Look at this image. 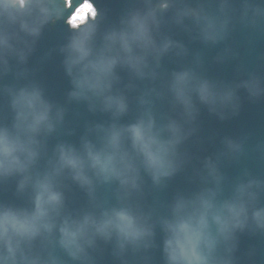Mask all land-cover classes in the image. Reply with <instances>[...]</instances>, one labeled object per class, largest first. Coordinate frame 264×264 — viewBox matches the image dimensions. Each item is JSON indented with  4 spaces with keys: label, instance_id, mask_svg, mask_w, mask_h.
Returning a JSON list of instances; mask_svg holds the SVG:
<instances>
[{
    "label": "clouds",
    "instance_id": "obj_1",
    "mask_svg": "<svg viewBox=\"0 0 264 264\" xmlns=\"http://www.w3.org/2000/svg\"><path fill=\"white\" fill-rule=\"evenodd\" d=\"M58 21L68 34L41 59L62 57L63 103L28 67ZM237 27L250 47L264 37V0H127L115 20L94 0H0V191L14 185L15 198L0 199V264H102L106 250L113 264H156L157 249L161 264H240V234L264 236V178L222 168L245 157L248 137L224 136L202 160L186 145L204 143L202 108L225 121L239 115L241 89L264 100V74L241 63L242 78L211 77L203 53L171 34L214 47ZM238 56L225 44L213 62ZM165 57L177 67L166 70ZM257 60L264 68V54ZM73 104L107 117L86 121L78 142L64 138L76 132ZM255 151L264 158V142ZM189 168L194 187L160 200ZM73 185L86 197L79 206Z\"/></svg>",
    "mask_w": 264,
    "mask_h": 264
},
{
    "label": "water",
    "instance_id": "obj_2",
    "mask_svg": "<svg viewBox=\"0 0 264 264\" xmlns=\"http://www.w3.org/2000/svg\"><path fill=\"white\" fill-rule=\"evenodd\" d=\"M97 6L101 9H107L109 20H115L126 6L127 0H94ZM67 32V26L58 21L55 24L48 25L39 40L36 51L29 59L28 67L35 70V77L46 88L47 95L58 102L63 103L66 92L71 85L69 78L64 74L61 60L62 57L56 52H53L51 58L42 61V57L50 49L58 48L64 42ZM173 38L183 41L189 48L191 53L201 51L205 59V67L207 73L211 77L222 78L225 80H235L242 78V75L237 72V66L243 63L248 70H258L264 74V68H259L257 57L264 54V37L256 38L254 44L250 47L247 44L248 32L239 27L232 33L230 39L224 43L214 47H205L199 41H191L188 35L180 30L173 29ZM225 44H230L236 48L239 56L235 60L226 62L223 65H217L213 62V58L220 52ZM163 66L166 70H172L177 65L168 57L163 60ZM121 75H124L121 73ZM11 76L6 78V82H11ZM242 101L241 111L238 116L232 117L225 121H220L215 116L210 115L206 109H201L199 117L200 131L198 135L204 140L203 145L195 143V137L187 142V147L202 160L205 156H212L220 148V140L224 136L238 137L247 135L246 155L241 161L233 164H225L222 170L233 179L238 176L243 168H247L254 176L264 178V158H261L255 151L258 143L264 142V100L251 102L247 99L244 90H240ZM79 113V116L76 115ZM70 127L76 129L75 135L64 137L72 142H78L79 136L84 131L86 121H103L107 117L102 114L88 113L84 105H70L69 112L66 117ZM127 120V118H125ZM211 138V140H209ZM55 141H51L54 143ZM199 160L194 159L193 164L199 166ZM191 174L189 168L187 172L179 173L176 177L168 182V187L160 192L159 199L164 201L171 198L178 189L190 190L194 185L188 182V175ZM14 185H8L4 190L0 191V199L12 201ZM70 204L79 206L86 200L82 193L74 185L72 192L68 193ZM151 200V196L149 197ZM264 200V197H262ZM16 203H22L19 200ZM159 242V234L157 237ZM249 248H255V255L249 259L247 252ZM156 264H161V253L157 249L153 253ZM236 255L240 258V264H264V236H250L247 233L240 234L239 250ZM102 264H113L109 252L106 250Z\"/></svg>",
    "mask_w": 264,
    "mask_h": 264
},
{
    "label": "snow or ice",
    "instance_id": "obj_3",
    "mask_svg": "<svg viewBox=\"0 0 264 264\" xmlns=\"http://www.w3.org/2000/svg\"><path fill=\"white\" fill-rule=\"evenodd\" d=\"M89 7H93L94 8V6H91L90 4H86L85 5V9H88ZM81 19H83V17H81ZM75 20H76V17L74 16L73 17V22H75Z\"/></svg>",
    "mask_w": 264,
    "mask_h": 264
}]
</instances>
